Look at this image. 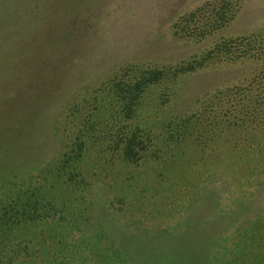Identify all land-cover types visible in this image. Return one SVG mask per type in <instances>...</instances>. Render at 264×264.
I'll return each mask as SVG.
<instances>
[{"label":"rangeland","instance_id":"1","mask_svg":"<svg viewBox=\"0 0 264 264\" xmlns=\"http://www.w3.org/2000/svg\"><path fill=\"white\" fill-rule=\"evenodd\" d=\"M32 192L0 264H264V0H0V214Z\"/></svg>","mask_w":264,"mask_h":264},{"label":"trees","instance_id":"2","mask_svg":"<svg viewBox=\"0 0 264 264\" xmlns=\"http://www.w3.org/2000/svg\"><path fill=\"white\" fill-rule=\"evenodd\" d=\"M158 77H155L154 80H157ZM149 81H140L138 83H135V86L132 84L124 86L121 90V94L123 92H126L125 96H123L122 102L126 104V107L134 102L135 99L140 98L139 95L144 92L147 85L153 81L152 77L148 78ZM125 107V108H126ZM124 108V109H125ZM132 152V150H131ZM133 153V152H132ZM6 208L4 213L0 214V233H7V232H16L19 230L17 226L23 223H27L28 221L34 222L37 218H39L43 214L41 212L49 213L50 209H46L47 204H44L39 200V195L35 192H32L31 194L26 197V201H14L13 205L11 206V210L13 211V215L18 220L12 221L11 217L8 215V210ZM27 226H29L27 224ZM1 235V234H0Z\"/></svg>","mask_w":264,"mask_h":264}]
</instances>
